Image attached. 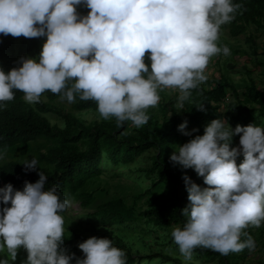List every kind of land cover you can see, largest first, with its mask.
Wrapping results in <instances>:
<instances>
[{
	"label": "clouds",
	"instance_id": "9594fccd",
	"mask_svg": "<svg viewBox=\"0 0 264 264\" xmlns=\"http://www.w3.org/2000/svg\"><path fill=\"white\" fill-rule=\"evenodd\" d=\"M77 6L90 12L81 17ZM241 8L231 0H0V34L47 37L38 60L21 57L22 66L8 72L0 68V101L12 100L14 89L30 104L45 91L69 103L78 96L96 102L102 118L139 128L149 120L145 110L160 100L158 89H178L177 107L183 109L190 90L207 80L210 58L221 51L230 54L216 41L220 26ZM197 109L206 111L203 105ZM178 131L192 136L199 129L189 131L185 120ZM235 136L238 147L231 146ZM169 159L193 169L208 186L182 177L189 204L181 214L187 220L172 238L184 259L191 260L197 247L222 255L254 251V239L243 230L264 221V128L233 129L226 119H215ZM23 165L25 172L36 171L38 161ZM38 175L35 183L25 181L23 190L11 183L0 187V252L6 249L8 257L0 264H14L20 248L28 254L21 264H126L125 253L108 238L80 243L83 257L62 247L64 219L58 213L71 201H61L55 187L46 191L48 177L42 170ZM242 234L246 240L241 241Z\"/></svg>",
	"mask_w": 264,
	"mask_h": 264
},
{
	"label": "trees",
	"instance_id": "16d2710c",
	"mask_svg": "<svg viewBox=\"0 0 264 264\" xmlns=\"http://www.w3.org/2000/svg\"><path fill=\"white\" fill-rule=\"evenodd\" d=\"M231 2L234 5H242V8L234 14V20L220 26L219 34L228 31L229 35L235 38L243 34L248 35L246 46L237 44L232 47L231 41L227 40L228 48H232L234 54H249L258 58V36L255 33L262 31L264 35V0ZM83 8V14L87 16L90 9L85 6ZM251 29L252 32L249 33ZM46 39V36L25 38L11 35L5 37L0 34V68L8 72L22 66L17 63L21 57L32 56L38 60ZM218 42V45H221V42ZM221 53L222 51L219 54ZM149 56L150 53H146L145 63L150 66ZM258 63L264 67V61ZM248 75L251 74L248 72ZM146 76L147 74L145 78ZM71 83L72 81L69 82V86ZM209 83L208 88L198 84L197 88L190 90L191 96L184 102L183 109L178 108L175 102L170 104L172 98L169 96L160 94L161 101L155 107L145 110L149 116L147 124L139 128L131 121L118 125L115 117L102 118L91 123L82 120L75 112L98 110L96 102L83 101L78 96L73 103V109L66 113L63 106L57 107L53 103L61 99L59 94L45 91L38 103L30 104L25 101L23 92L14 89L12 100L0 101V159L3 156L9 158L7 162H0V187L11 183L15 189L23 190L25 181L35 183L39 179L38 172L41 170L45 172L44 166H52L54 168L52 173L45 172L48 177L45 190L55 187L61 201L65 199L71 201L79 197L82 203L89 205L95 198V193L87 188L90 182L100 176L104 158L113 165L133 162L137 165L135 168L138 173L146 180L152 181V185L146 187L147 207L137 213V201L129 206L126 205L124 198L116 196L100 205L98 213L92 216L98 217L104 227L124 225L128 222L140 226L143 222H150L152 227L150 229L154 232H157L156 229L167 231L164 237L173 242V230L183 228L187 220L181 214L182 209L189 204L188 192L182 177L187 174L196 184L208 187L204 184L203 177L198 176L193 169H188L186 173L180 165L174 166L169 159L178 146L190 140L188 136L178 131V126L187 120L189 131L199 129L193 133L194 136H202L205 127L212 120L220 118L226 119L229 125H233V129L237 125L250 124L264 128V86L259 89L252 76L240 86L233 84L224 75ZM227 90L231 91L233 103L226 101ZM159 93L158 89V95ZM175 97L177 99L178 95ZM43 98L47 102H43ZM227 104L228 109L223 111L222 107ZM200 105L205 106L206 111L198 110L197 106ZM49 113L58 115L61 118V125L52 124L46 116ZM239 140V136L233 137L231 146L238 147ZM148 151H152L148 159L150 164L147 165L145 161L136 164V160ZM32 158L38 161V168L36 171L25 172L23 163ZM243 160V154L239 155L237 165L239 166ZM3 206L0 204V208ZM67 210L58 213L64 219V228L70 221ZM254 230H261L259 237H264L262 229L252 225L243 232L254 238ZM98 238L112 240V246L125 253L126 264L138 262L135 257L138 255L133 253L122 237L103 233ZM87 239L89 237L79 234L74 228H68L64 232L62 247L66 248L69 254L75 253L77 257H81L76 242ZM246 239L247 237L242 234L241 241ZM20 249L25 252L23 248ZM194 251L206 262L216 261L218 264H241L249 253L247 248L239 253L230 252L227 255L203 247H197ZM156 257L175 264H193L162 251L152 253L148 259L153 260Z\"/></svg>",
	"mask_w": 264,
	"mask_h": 264
},
{
	"label": "rangeland",
	"instance_id": "374dc122",
	"mask_svg": "<svg viewBox=\"0 0 264 264\" xmlns=\"http://www.w3.org/2000/svg\"><path fill=\"white\" fill-rule=\"evenodd\" d=\"M83 6H77L78 14L83 17ZM252 32V29L248 31ZM262 31H258L255 33L257 37L258 43V58H254L253 55L249 54H234L232 53V48L230 50L229 55H224L223 52L221 54L214 55L210 58L207 68L205 70V75L207 76V80L205 82L199 83L201 86L208 88L209 82L213 79H219L221 76H225L235 85H242L249 76H252L255 80V84L258 85L259 89H262L264 86V73H263V65H260L258 61H264V35L261 33ZM248 35H240L239 37H231L228 31H223L219 34L218 40L221 42V45H218V41L216 44L221 49L224 46H227V40L231 41L232 47L240 44V46H246V40ZM33 58L32 56H30ZM248 72L251 75H248ZM178 89L174 88H164L160 90V94H165L172 98L170 104L175 102L177 104L176 94H178ZM242 91V89H240ZM227 102L233 103V96L231 95V91L227 90ZM161 101V96L160 100ZM43 102H47L45 98H43ZM158 102V103H159ZM57 107L63 106L65 112L67 113L69 110L73 109V103L67 102V100L57 99L53 102ZM228 104L222 107V110L225 111L228 109ZM222 111V112H223ZM77 116H79L82 120L91 123L94 120H101L102 117L95 110H87L82 112H75ZM46 116L50 119L52 124H60L61 118L56 114H46ZM264 119V118H263ZM61 125V124H60ZM233 128V125L230 124ZM195 136H188V138L193 139ZM187 143V142H186ZM152 155V151L146 152L140 159L136 160V164L138 162L150 164V160H148ZM31 158V156L29 157ZM9 161V158H1L0 162L4 163ZM140 165V164H139ZM135 163L131 162L128 164H110L107 161V158H104L103 163L100 167L101 174L98 178H95L93 182L89 183L87 190L93 191L95 193V198L89 205H85L82 203V199L79 197H75L71 199V206L67 210V217L70 218V221L66 223L64 228V232L67 231L68 228H74L79 234H82L86 237H98L103 233H110L114 235H118L123 238L124 242L133 250V253L138 262L136 264H175L174 262H170L160 258H154L153 260L148 259L152 253L156 252H164L175 257L181 258L183 261L191 262L193 264H218L216 261L206 262L197 252H193V257L191 260H185L181 255L179 248L174 242L169 241L164 236L167 231L162 229H156L157 232H154L151 227V223H141L140 226L132 224V222H128L124 225H114L104 227L100 222L98 217L92 216L94 213H98L100 205L108 202L114 197H120L125 199L126 205H132L133 202L137 201V213L141 212L147 207L146 199V187H150L152 185V181L150 179H145L141 173H138L135 168ZM45 172L52 173L54 168L52 166H44ZM184 172H188V169H183ZM159 190H157L158 192ZM101 219V216H100ZM149 228V229H148ZM264 232V221L261 222L260 227ZM261 230H254V241L256 244V248L254 251H249L248 255L244 258L241 264H261L264 262V237H259ZM84 241H77L76 246L78 251L80 252L81 257L84 256L83 252L79 249L78 245ZM142 257L140 260L139 258ZM7 250L4 249L2 251L0 259H6ZM27 252L18 250L17 260L14 264H21V261L26 260Z\"/></svg>",
	"mask_w": 264,
	"mask_h": 264
}]
</instances>
